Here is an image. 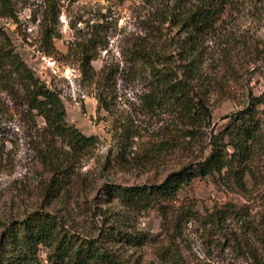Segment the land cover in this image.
<instances>
[{
  "label": "rangeland",
  "instance_id": "1",
  "mask_svg": "<svg viewBox=\"0 0 264 264\" xmlns=\"http://www.w3.org/2000/svg\"><path fill=\"white\" fill-rule=\"evenodd\" d=\"M150 1L54 0L51 12L46 0H11L15 18L0 17V28L14 51L59 94L67 124L98 138L95 148L61 165L65 172L60 190L45 200L42 186L57 164L44 163L41 148H31L30 125L23 113L0 96L5 105H0V237L10 223L43 209L61 218L77 238L98 241L124 264H174L177 250L184 264H251L247 255L233 249L236 219H227L225 233L220 235L209 229L204 217L227 207L264 227V115L258 104L264 102V0H230L236 10L227 19V30L238 41L247 40L250 47L237 49L231 62L217 72L206 97L210 126L200 141L190 148H165L160 159L144 169H118L113 140L116 121L126 123L131 116L139 127L140 135L132 138V148L123 157L129 164L144 156L149 149L146 142L166 118L140 113L139 97L147 90V78L134 76L126 61L133 41L150 30L147 22L156 13ZM89 42L96 45L93 70L111 67L116 71L112 114L97 109L96 86L80 73V49ZM251 120L258 122L247 165L255 179L245 173L241 184L235 177L241 157L232 159L230 144L241 136L239 128ZM36 123L43 127L40 118ZM214 155L231 162L233 170L198 171V165ZM183 167L193 175L169 202L132 207L114 193L115 187L159 185ZM184 206L191 215L177 231L175 221ZM45 252L40 247L38 264H50Z\"/></svg>",
  "mask_w": 264,
  "mask_h": 264
},
{
  "label": "trees",
  "instance_id": "2",
  "mask_svg": "<svg viewBox=\"0 0 264 264\" xmlns=\"http://www.w3.org/2000/svg\"><path fill=\"white\" fill-rule=\"evenodd\" d=\"M156 9L153 19L147 22L148 33L134 40L126 61L134 76L147 78V90L139 97L143 115L164 116L163 124L150 136L141 159L129 164L124 162L127 148H132V138L139 136V127L127 116L126 123L119 120L113 127L114 146L117 148L115 166L118 169H144L160 159L165 148H190L204 136L211 121V111L206 97L214 87L217 72L234 58L237 49H249L247 40L238 41L227 30V19L236 8L230 0H151ZM52 12L54 0H46ZM0 17L15 18L11 0H0ZM50 36V34H47ZM220 38H226L221 41ZM220 42H217V41ZM96 58V45L89 42L80 49V73L84 81L96 86L97 109L108 114L114 112L115 73L111 67L93 70L91 61ZM0 96L7 99L12 109L23 113L30 125L28 136L31 148H41L42 161L54 167V174L42 186L43 197L56 196L65 172L61 168L70 163L72 156L95 148L96 136H85L66 122V112L59 94L49 89L14 51L7 34L0 28ZM262 115H264V102ZM2 108L4 102H0ZM40 118L43 127H38ZM253 119V118H251ZM257 122L239 128L234 142L232 159L239 160L235 177L242 184L245 173L255 179L247 165L255 141ZM145 131H149L145 128ZM213 145V143H212ZM220 155V154H219ZM214 155L198 165L200 172L227 167ZM75 157V156H74ZM236 157V158H235ZM187 167L170 173L159 185L148 188L129 187L116 189L117 198L132 207H151L160 201L173 200L179 189L192 177ZM163 207V206H162ZM143 208V209H144ZM189 207H182L175 221V229L191 214ZM236 219V236L233 249L247 255L251 264H264V227L252 224L241 214L223 207L207 214L205 224L216 234L225 233V223ZM57 215L37 209L24 219L5 227L0 237V264H38L40 247L46 249L50 264H124L98 241L77 238ZM226 235V234H225ZM174 264H184L179 251L174 252Z\"/></svg>",
  "mask_w": 264,
  "mask_h": 264
}]
</instances>
